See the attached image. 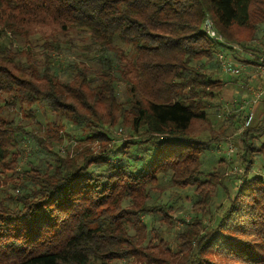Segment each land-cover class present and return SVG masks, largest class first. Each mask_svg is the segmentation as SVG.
Listing matches in <instances>:
<instances>
[{
	"label": "trees",
	"instance_id": "1",
	"mask_svg": "<svg viewBox=\"0 0 264 264\" xmlns=\"http://www.w3.org/2000/svg\"><path fill=\"white\" fill-rule=\"evenodd\" d=\"M206 17L250 50L264 0H0V264H264V178L247 176L264 109L236 137L235 190L225 157L204 168L239 121L208 114L226 82ZM71 49L85 61L61 70ZM182 202L192 216L177 226Z\"/></svg>",
	"mask_w": 264,
	"mask_h": 264
},
{
	"label": "rangeland",
	"instance_id": "2",
	"mask_svg": "<svg viewBox=\"0 0 264 264\" xmlns=\"http://www.w3.org/2000/svg\"><path fill=\"white\" fill-rule=\"evenodd\" d=\"M73 43L76 45L81 44L80 40L77 38H73ZM83 45L88 44V41L82 43ZM125 50H129V47L126 45H122ZM250 50L241 49L237 51V54H233L231 51H227L222 49L223 47H219V50L216 54V61L218 62L219 69L217 72V76L225 80L226 84L222 87L219 95L212 100V107L208 110V114L210 116L212 124L216 122V119L227 123L230 120V117L236 115V119L239 121L236 122L234 126L230 128V134L227 139H223L218 143L215 147L216 150L212 151L209 149L207 154L204 156V168H208L212 165V162L219 156L220 158L225 157L227 161H229V165H227V175L232 177L230 183L228 185L231 186V190H235L237 185H239L244 177L246 176L242 166H239L237 162V158L240 153L243 151L244 144L236 138L240 133L242 128V123L244 119V115L248 113V109L254 110V118L250 123V127H256L259 124L260 119L263 115L264 105L262 103L263 97L258 100L256 103L252 102V95L248 90L251 86L248 84V80L258 79L253 83V87L259 88L262 87L263 84H260L261 79L257 76L256 66H258V62L260 58L264 57V24L260 25L259 31L257 33L256 39L249 45ZM235 51V50H232ZM258 54V59L256 64L253 63L255 53ZM90 55V54H89ZM219 55L224 56L225 63H231L232 65L239 68L240 73L238 75H229L224 71L223 64L220 63ZM85 56L82 55V52L78 49H71L70 51H64L63 53L57 56L58 62L61 64V70H65L67 65L72 60H84ZM90 66L97 70L99 65L90 60ZM68 73L61 74V78H67ZM254 81V80H253ZM1 104V103H0ZM15 121L19 120L20 113L19 112H10L9 114ZM246 116V115H245ZM36 119L41 124L46 125L55 119L49 112H45L42 108H36ZM63 124L68 132L71 134H76V128L67 125L63 120H58ZM116 137L120 139L121 136L125 137V133L123 130H118L115 133ZM257 137V136H255ZM202 138L206 139V134L202 136ZM264 143V136L259 137L257 139L252 140V146L258 148L261 144ZM83 143H74L73 146L79 148ZM71 148L70 145H65V149L61 148L62 153H66L65 151L71 152L74 148ZM23 154L21 159V165H24L31 154V146L28 143L23 144ZM65 150V151H64ZM216 157V158H215ZM255 162L252 164L250 168V173L247 176L251 175H259L264 178V154H256ZM238 176L239 179H234L233 177ZM168 200V194L165 192L163 195V201L166 202ZM180 203V202H179ZM178 203V204H179ZM178 204H175V210L172 212L173 218L176 219V225L178 226L181 222L179 219L189 220L192 216L190 212V207L186 202H182L180 206L177 207ZM205 222H208L209 218L207 216L203 217ZM108 264H126V260L110 262Z\"/></svg>",
	"mask_w": 264,
	"mask_h": 264
},
{
	"label": "built area",
	"instance_id": "3",
	"mask_svg": "<svg viewBox=\"0 0 264 264\" xmlns=\"http://www.w3.org/2000/svg\"><path fill=\"white\" fill-rule=\"evenodd\" d=\"M203 32L205 33V35L207 37H209L211 40H213L214 42H216L218 45H222V47L226 48L225 50L228 51V49H232L235 51H239V47L235 46V45H231L229 43H227L214 29L213 24L211 22V20L206 17L204 22H203ZM219 60L220 63L223 64L224 67V71L229 74V75H238L240 73L239 68L232 65L231 63H225L224 62V56L223 55H219ZM258 66H256V70H257V76L259 77V79L264 81V57L259 59L258 62ZM253 81L249 83V85L251 86L248 90L250 91L253 99L252 102L256 103L258 100L261 99V97L264 96V85H262V87L260 86L259 88H255L252 85ZM246 115V116H245ZM244 115V119H243V123H242V128H246L250 125V123L252 122L253 118H254V110L253 109H248V113Z\"/></svg>",
	"mask_w": 264,
	"mask_h": 264
},
{
	"label": "crops",
	"instance_id": "4",
	"mask_svg": "<svg viewBox=\"0 0 264 264\" xmlns=\"http://www.w3.org/2000/svg\"><path fill=\"white\" fill-rule=\"evenodd\" d=\"M253 80H254V81H253ZM253 80L249 79V80L247 81V82H248V84H249L250 82H252V81H253V83H255V81H256V80H258V79H253ZM253 83H252V84H253ZM263 83H264V81H263V80H262V81H260V84H263Z\"/></svg>",
	"mask_w": 264,
	"mask_h": 264
}]
</instances>
